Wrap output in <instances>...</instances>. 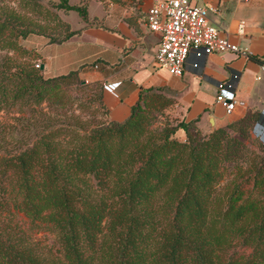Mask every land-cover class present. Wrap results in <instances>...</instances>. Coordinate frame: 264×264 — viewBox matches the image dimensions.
<instances>
[{"label":"trees","instance_id":"16d2710c","mask_svg":"<svg viewBox=\"0 0 264 264\" xmlns=\"http://www.w3.org/2000/svg\"><path fill=\"white\" fill-rule=\"evenodd\" d=\"M1 1L0 110L64 106L71 84L86 87L78 72L46 77L31 61L38 52L19 39L62 43L80 29L57 10L90 25L88 6L22 0L18 10ZM98 100L106 112L101 91ZM175 102L168 89L142 88L123 121L46 127L20 150L1 146L0 264H264V146L261 156L245 153L262 113L248 110L206 134L196 120L153 126ZM20 212L52 228L59 256H45Z\"/></svg>","mask_w":264,"mask_h":264},{"label":"crops","instance_id":"0c3cea01","mask_svg":"<svg viewBox=\"0 0 264 264\" xmlns=\"http://www.w3.org/2000/svg\"><path fill=\"white\" fill-rule=\"evenodd\" d=\"M130 1L129 8H122L120 0H112L103 11L95 2V13L91 16L88 12L92 23L83 22L76 28L80 33L62 43L34 35L21 44L38 52L36 60L46 77L77 71L84 83L98 84L108 121L126 119L142 88L162 87L175 97L181 119L196 120L203 134L242 117L248 110H259L263 117L254 133L264 138V70L260 63L264 62V0H190L196 5L215 6L210 20L251 56L211 53L198 69L186 66L180 76L171 75L154 60L161 36L146 23L153 0ZM240 21L244 22L242 31ZM234 72L239 73V79L233 95L242 104L227 114L215 101L216 84ZM114 83L113 91L104 87Z\"/></svg>","mask_w":264,"mask_h":264},{"label":"rangeland","instance_id":"374dc122","mask_svg":"<svg viewBox=\"0 0 264 264\" xmlns=\"http://www.w3.org/2000/svg\"><path fill=\"white\" fill-rule=\"evenodd\" d=\"M70 3L74 4H86L88 6V12L92 16L95 13V2L99 3L101 10H106L111 5L112 0H69ZM22 2V0H4V3L15 6L18 10L22 6H18L17 3ZM41 2L47 6L51 5L57 0H41ZM122 8H129L132 4L130 0H120ZM0 3L2 1L0 0ZM120 7V6H119ZM121 8V7H120ZM23 10V8L21 9ZM57 14L61 19L66 20L71 28H78L82 25L83 21L80 19L78 13L74 10L64 12L63 10H57ZM50 27H54L53 22H50ZM63 28H59L55 31H60ZM51 32V31H50ZM40 36L39 34H29L28 36ZM25 38H20V43ZM7 50H0V54H5ZM8 54L12 55L13 52L9 51ZM35 64L38 62V69H41L40 61L32 59ZM36 67V66H35ZM42 70V69H41ZM83 82V80H82ZM86 84V87L79 88L78 83H73L70 85V90L67 97L64 98L66 103L64 106H54L48 105L47 102L41 103L39 106L35 107H13L10 109L0 110V147L6 148V150L16 151L24 148L27 144L32 142L36 134L46 127L51 126H70L77 127L80 126L87 129L91 126L107 122L106 112L98 105L99 100V85L96 84ZM172 104L165 109V112L153 126L161 127L163 122L168 120L169 123L175 124L180 118L181 114L177 108ZM163 121V122H162ZM46 128V129H47ZM258 135V134H257ZM182 131H178V137L182 138ZM259 136V135H258ZM246 151L245 153L249 156V159L255 157V155H263L262 146H264V141H261L254 132L251 133L250 137L246 140ZM233 174L229 175L225 179L221 180L217 184V192L222 195L228 187H230V182ZM241 181V177H238L237 182ZM252 182L249 184L251 188ZM247 187V188H249ZM257 192V191H256ZM256 192L253 194L256 195ZM17 219L20 220L21 226L26 229L27 234L30 235L33 242L38 244L43 248L45 256L49 259L55 256H59L58 245L56 243L55 232L49 225L42 224L39 222H30L28 218L24 216L23 213H18ZM248 252V249L245 250Z\"/></svg>","mask_w":264,"mask_h":264},{"label":"built area","instance_id":"2783aa9c","mask_svg":"<svg viewBox=\"0 0 264 264\" xmlns=\"http://www.w3.org/2000/svg\"><path fill=\"white\" fill-rule=\"evenodd\" d=\"M216 10L213 5H196L190 0H153L147 10L146 23L151 31L159 32L161 36L154 54L156 64L166 68L171 75L180 76L186 66L198 69L202 60L211 53L230 52L250 57L249 50L232 42L210 20V12ZM243 26L244 22L240 21L239 31ZM35 66L38 67L39 63ZM261 68L264 70V63H261ZM238 79L239 73L234 72L229 79L216 84L215 101L223 105L227 114L237 104H242L233 95ZM116 85L106 84L104 87L113 91ZM259 138L264 141L262 136Z\"/></svg>","mask_w":264,"mask_h":264},{"label":"water","instance_id":"95a60500","mask_svg":"<svg viewBox=\"0 0 264 264\" xmlns=\"http://www.w3.org/2000/svg\"><path fill=\"white\" fill-rule=\"evenodd\" d=\"M41 68H42V66H41Z\"/></svg>","mask_w":264,"mask_h":264}]
</instances>
